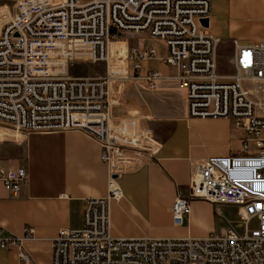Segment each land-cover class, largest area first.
I'll return each mask as SVG.
<instances>
[{"label":"built area","instance_id":"obj_1","mask_svg":"<svg viewBox=\"0 0 264 264\" xmlns=\"http://www.w3.org/2000/svg\"><path fill=\"white\" fill-rule=\"evenodd\" d=\"M211 1L17 0L14 14L0 8V143L76 130L100 144L107 167L108 195L86 199L81 228L52 239V264H264V42L234 41V73L219 74L220 40L199 23L209 18ZM123 33L162 41L166 54L131 47ZM150 60L175 68L189 118L231 119L242 135L239 153L198 161L189 195L177 192L172 204L175 226L193 200L235 209L238 223L206 238L117 239L110 232L118 178L154 159L159 146L140 119L111 116L118 101L109 99V82L133 79L129 62L138 73ZM73 63L104 65L105 75L73 76ZM140 79L154 90L161 75L153 70ZM26 183L23 167L0 168V188L11 196ZM22 242L1 243L27 264Z\"/></svg>","mask_w":264,"mask_h":264},{"label":"crops","instance_id":"obj_2","mask_svg":"<svg viewBox=\"0 0 264 264\" xmlns=\"http://www.w3.org/2000/svg\"><path fill=\"white\" fill-rule=\"evenodd\" d=\"M16 1L0 0V4L11 7L14 14ZM253 1L264 5V0ZM245 2L211 1V12L223 16L219 20L222 38H217L230 45L227 58L231 73L219 72L217 52L221 75L234 73V41L264 42V11H247L242 6ZM130 62L133 79L109 82V99L118 101L110 108L111 116L140 119L159 147L154 159L118 178L121 196L111 200L109 207L111 235L117 239L209 237L217 233L219 208L193 200L184 223L175 226L171 207L177 192L189 195L198 161L241 151V132L231 119L189 118L175 68L156 61L161 64V71L157 69L161 79L151 90L140 79L150 70L140 67L136 73ZM86 76L97 75L92 70ZM20 137L16 142L0 143V162L12 169L23 167L27 172V183L18 197L0 188V264H24L15 249L1 243L12 237L23 239L22 248L30 257L27 264H52V239L61 229L81 228L86 199L108 195L107 167L101 159L100 144L80 131L25 133ZM233 141L239 148H232Z\"/></svg>","mask_w":264,"mask_h":264},{"label":"rangeland","instance_id":"obj_3","mask_svg":"<svg viewBox=\"0 0 264 264\" xmlns=\"http://www.w3.org/2000/svg\"><path fill=\"white\" fill-rule=\"evenodd\" d=\"M224 1H229V0H224ZM243 8H245L247 11H253L258 10V11H264V5L257 3L253 0H247V2L243 3ZM5 7L4 5L0 4V8ZM226 8H228L226 6ZM225 10V9H224ZM12 12V10H11ZM223 12V11H221ZM222 15V14H221ZM221 15H214L211 12L210 9V27L208 29L209 33L214 35L215 37L222 38V32L219 26V20H223V16ZM123 38L127 39L130 46L134 47L139 50H144L146 47H151L154 48L157 51L158 56H164L166 54L165 49H164V43L162 41H158L155 39L150 38L146 34H134V33H123ZM243 44H250L251 41L249 39H242ZM230 51V45L226 43V41H223L220 43L218 46L217 52H218V70L222 74H227L231 73V67L230 63L228 61L227 55ZM91 65V66H90ZM160 63L150 60L145 62H140V66L142 68L147 67L148 70L153 71L160 69ZM131 70H132V62H130ZM93 72L97 76H103L104 73V65H95V64H90V63H73L71 65V74L73 76H86V75H91ZM234 124V121H232V125ZM239 144L236 141H233L232 143V148H239ZM8 165L6 163L0 162V168L2 169H8ZM216 223H215V228L216 232H219L222 228L227 227L228 223H238L239 219L236 215L235 209L228 207V206H220L219 210L216 211ZM253 226V223L251 224L250 228ZM242 228H244L243 225L240 224H235L233 225V229L241 233Z\"/></svg>","mask_w":264,"mask_h":264},{"label":"water","instance_id":"obj_4","mask_svg":"<svg viewBox=\"0 0 264 264\" xmlns=\"http://www.w3.org/2000/svg\"><path fill=\"white\" fill-rule=\"evenodd\" d=\"M199 23L205 29H209V27H210V19L209 18L201 19V20H199Z\"/></svg>","mask_w":264,"mask_h":264}]
</instances>
